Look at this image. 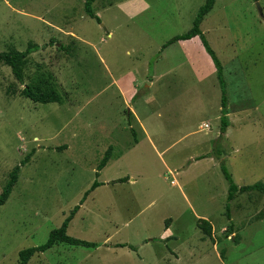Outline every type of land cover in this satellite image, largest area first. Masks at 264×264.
<instances>
[{"label":"rangeland","instance_id":"374dc122","mask_svg":"<svg viewBox=\"0 0 264 264\" xmlns=\"http://www.w3.org/2000/svg\"><path fill=\"white\" fill-rule=\"evenodd\" d=\"M84 1L0 0V51L38 45L23 83L0 63V192L20 165L0 205V264L44 243L76 205L67 234L96 246L57 243L27 264H264V192L227 201L221 170L238 186L264 184V0H215L200 24L223 66L224 133L222 89L200 39L167 44L205 0H145L131 16L119 7L131 0H95L99 21ZM128 70L133 100L117 83ZM39 80L60 103L21 94ZM133 110L159 154L145 142L143 159L132 156V126L141 137ZM166 225L169 241L159 239Z\"/></svg>","mask_w":264,"mask_h":264},{"label":"trees","instance_id":"16d2710c","mask_svg":"<svg viewBox=\"0 0 264 264\" xmlns=\"http://www.w3.org/2000/svg\"><path fill=\"white\" fill-rule=\"evenodd\" d=\"M95 0H85L84 1V11L86 15L90 18H94L95 20L99 21V18L97 14L95 13L93 9V2ZM215 0H205L202 5L198 8L196 15L193 18L191 27L184 33L177 34L171 38L167 44H170L173 41L178 40H188L195 36H197L205 51L212 59L215 68H216V77L218 79V82L220 84V87L222 89V95H221V125L220 130L221 132H225L226 128L229 125V120L226 117L227 116V109H226V94H225V80L223 77V66L221 61L218 59L215 51L210 46L208 40L206 39L204 33L202 32L200 28V24L204 18V16L212 9L214 5ZM33 48H38L37 44H29L25 50H17L15 48H9L7 50L0 51V63H3L10 67L11 72L15 79H17L20 83H23L24 81V68L27 63V56L29 53L33 51ZM47 80H39L38 82H34L31 84H26L22 90L21 94L25 97L31 99L33 102L38 103H51L56 102L60 103L62 98L61 96L53 89L51 86L46 82ZM110 158L109 151L105 153V155L101 158L97 165V169L100 170L104 167V165L107 163L108 159ZM25 162L23 160L22 164ZM20 169V165H16L12 168V170L9 172V178L7 182L4 184L2 191L0 192V205L4 204L9 197L12 188L14 184L17 181V175ZM221 170L223 172V175L225 179L228 182V192H227V201L232 200L237 193H242L247 190L251 189H258L259 191L264 192V184L262 183H255L252 185H241L238 186L234 183L231 174L227 171L225 166H221ZM123 179H120L121 181ZM100 182L94 181L89 188L84 193L83 199L87 196L89 191L93 190L95 187L99 186ZM82 203V201H81ZM79 205L74 206L69 214L63 219L61 224L50 230L47 240L37 246H31L26 247L18 252V259L15 264H27L29 259L37 252L45 251L46 249L52 247L54 244L57 243H66L69 245H82L87 247H94L96 246L95 242L87 241L84 239L76 238L73 236H70L67 234V227L74 217L76 211L78 210ZM226 215L229 217V205L226 204ZM199 225L200 228L203 230V232L210 236L211 235V224L205 220V219H199ZM236 235V234H235ZM118 246H125L127 244L125 243H119ZM130 248H132L130 246ZM223 253V251H222ZM223 257V256H222Z\"/></svg>","mask_w":264,"mask_h":264},{"label":"crops","instance_id":"0c3cea01","mask_svg":"<svg viewBox=\"0 0 264 264\" xmlns=\"http://www.w3.org/2000/svg\"><path fill=\"white\" fill-rule=\"evenodd\" d=\"M133 5H134L135 8L134 9H129V7L133 6ZM137 6H139V8H137ZM146 6H147V4H146L145 0H131L130 2H128V4L127 3H119V7L124 11V13L127 16L133 15L137 10H140V9L146 7ZM195 37H193V38H195ZM188 40H190V39H188ZM130 73H131V76L128 79H124L123 77H120V79H122V82L124 81L123 86L120 85V81L117 82V83H118V86L122 89V91L123 90H128L130 87L132 88V95L129 92V94H127V95L124 94V96L127 97L128 99L131 97L132 98L131 100H133L134 99V93H135L136 86H137L138 78H137V74H136V72L134 70L132 72H130V70H128V74L127 75H129ZM158 77H159V74H157V75L155 74L153 76V78H156V79H158ZM128 83H130V84L132 83V85H128ZM133 117H135V120H136V122L138 124V128H139L141 137H137V134H136L137 132L134 130V128L132 126L133 135H134L133 142H132V145H131V147H132V156H137V155L141 156V154H143V152H144L143 144H145V142L150 145V148L152 150H154L155 153H158L156 147L154 146V141L152 139L154 134L151 131L152 129H151L150 125H147V123L145 121H142V119L139 117L138 113H136L134 110H133ZM138 153H140V154H138ZM141 158L143 159L142 156H141ZM198 158H201V157H198ZM131 177L132 178L128 177L127 181L132 182V184H133V183L136 182V177H134L133 175ZM173 182L174 181H171V183H173ZM171 238H174V235H173V233L170 230V226L166 225L165 229L163 230V232H162V234H161L159 239L164 240V241H167V240L169 241V240H171ZM147 240L151 241V240H153V238L150 237V238H147L146 241ZM193 263H194V261H193Z\"/></svg>","mask_w":264,"mask_h":264},{"label":"water","instance_id":"95a60500","mask_svg":"<svg viewBox=\"0 0 264 264\" xmlns=\"http://www.w3.org/2000/svg\"><path fill=\"white\" fill-rule=\"evenodd\" d=\"M258 9H259V12H260L261 16H263V15H262V12H261V9H260V7H259V6H258Z\"/></svg>","mask_w":264,"mask_h":264}]
</instances>
